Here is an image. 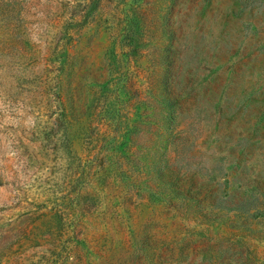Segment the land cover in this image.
Wrapping results in <instances>:
<instances>
[{
  "label": "rangeland",
  "instance_id": "obj_1",
  "mask_svg": "<svg viewBox=\"0 0 264 264\" xmlns=\"http://www.w3.org/2000/svg\"><path fill=\"white\" fill-rule=\"evenodd\" d=\"M0 264H264V0H0Z\"/></svg>",
  "mask_w": 264,
  "mask_h": 264
}]
</instances>
